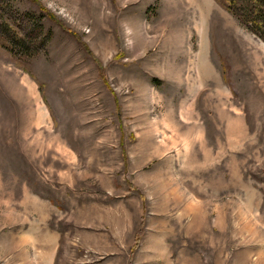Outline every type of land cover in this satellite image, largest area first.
I'll use <instances>...</instances> for the list:
<instances>
[{"label": "rangeland", "instance_id": "374dc122", "mask_svg": "<svg viewBox=\"0 0 264 264\" xmlns=\"http://www.w3.org/2000/svg\"><path fill=\"white\" fill-rule=\"evenodd\" d=\"M0 264H264L259 32L216 0H0Z\"/></svg>", "mask_w": 264, "mask_h": 264}, {"label": "trees", "instance_id": "16d2710c", "mask_svg": "<svg viewBox=\"0 0 264 264\" xmlns=\"http://www.w3.org/2000/svg\"><path fill=\"white\" fill-rule=\"evenodd\" d=\"M228 12L239 17L259 32L264 40V12L257 6L258 0H216Z\"/></svg>", "mask_w": 264, "mask_h": 264}]
</instances>
